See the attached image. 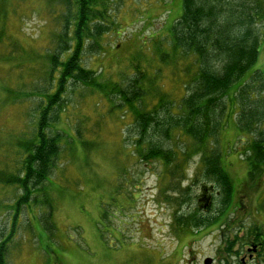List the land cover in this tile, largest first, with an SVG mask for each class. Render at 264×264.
<instances>
[{
  "label": "rangeland",
  "instance_id": "374dc122",
  "mask_svg": "<svg viewBox=\"0 0 264 264\" xmlns=\"http://www.w3.org/2000/svg\"><path fill=\"white\" fill-rule=\"evenodd\" d=\"M49 1L0 0V14L8 13L6 36H13L14 47L16 38L26 50L12 53L15 49L7 41L0 46V238L12 235L8 264H204L206 258H213L216 264H238L252 240L264 241V167L259 176L249 179V141L239 137L235 123L229 120L218 138L233 188L232 200L224 209L223 193L205 178L200 157L191 155L187 161L183 155L189 141L164 147L169 165L147 162L136 151L142 138L131 110L120 100L112 108L101 92L83 85L72 86L64 97L67 109L57 129L67 136L60 138V156L50 181L38 187L41 196L33 193L35 197L31 195L22 204L16 217L12 205L25 193L17 184H4L3 180L23 165L19 141L30 134V120L38 116L31 109V102L37 99L20 101L17 90L31 92L46 70L38 56L58 30ZM134 3L120 8L121 26L115 32L120 35L131 22H139L121 37L113 32L106 35V51L86 59V66L97 72L102 83L126 78L133 73L131 65L139 61L149 68L144 84L152 81L156 68H162L158 50L153 46L151 50L150 45L181 15L182 0ZM128 6L135 11L129 14ZM145 48L150 51L143 55ZM261 50L254 69L264 71V35ZM190 63L191 58L180 59L161 69L162 96L179 101L186 95ZM8 90L14 93L7 94ZM158 98L146 97V102L157 105ZM240 108L241 102L233 111L236 118ZM148 130L141 147L146 151L151 145L147 142L153 139L152 128ZM158 141L157 136L155 143ZM181 166L187 171H180ZM162 176H166L163 181ZM29 187H34L33 182ZM49 201L52 208L45 205ZM221 212L215 224L201 231L175 221V217L193 213L214 221Z\"/></svg>",
  "mask_w": 264,
  "mask_h": 264
},
{
  "label": "trees",
  "instance_id": "16d2710c",
  "mask_svg": "<svg viewBox=\"0 0 264 264\" xmlns=\"http://www.w3.org/2000/svg\"><path fill=\"white\" fill-rule=\"evenodd\" d=\"M49 3L55 13L58 30L53 33L49 46L38 56L40 62L45 63L46 70L31 92L17 90L20 101L23 98V102L33 97L37 99L31 102V109L38 116L30 120V134L24 135L19 141L25 157L23 165H18L9 175H4L7 177L3 180L4 184H17L25 193L19 195L12 205L16 217L22 204L33 193H36L37 198L41 196L43 192L38 191V187L50 181L57 166L60 138L67 136L57 129V123L67 109L64 97L69 96L68 91L76 85L101 92L112 108H116V101H121L123 107L127 106L131 110L134 125L142 138L137 141L136 151L147 162L157 160L169 165V153L164 147L174 141H189L183 155L187 161L191 155L194 159L200 157L205 178L217 184L223 193L224 209L232 200L233 188L223 165L218 138L223 129L228 127L229 120L237 126L239 137H247L249 141V179L253 180L261 174L264 167V71L255 70L254 67L262 51L264 0H182L181 15L166 34L157 35L150 45L151 50L153 47L158 50L162 68L173 66L180 59H192L188 67L190 79L184 84L186 95L179 101H170L166 95L162 96L164 87L160 85L159 78L162 68H156L158 72L151 78L152 81L144 84L149 68L141 66L139 61L131 63L134 74L127 75L128 78L102 83L97 72L86 66L88 57L106 51L107 45L103 43V38L112 32L117 34L115 31L121 26L118 21L120 8L126 3L135 4L134 0H50ZM126 11L130 14L135 9L131 12L128 6ZM5 12L0 14V46H4L7 41L10 42V48L15 49L12 53H26L18 39L14 38V47L13 36H6L8 13ZM136 23L131 22L117 36L121 37ZM145 50L141 51L143 55L150 51ZM256 85L260 89L257 90ZM232 91L233 97H230ZM8 93L14 92L8 90ZM146 97H159V102L149 106ZM240 102L242 108L236 118L237 113L233 114V111ZM149 127L152 128L153 134L150 135L153 139L147 142L151 145L146 151L141 147L146 143ZM77 131L81 136V131ZM157 136L159 141L156 144ZM81 144L87 145L86 142ZM183 166L179 169L186 172ZM165 178L162 176L161 180ZM31 182L33 188L29 187ZM40 202L38 200L36 205ZM45 205L53 207L50 201ZM221 215L222 212L213 221L205 219L200 213H193L187 217H175V221L181 227L190 225L193 230L201 231L215 224ZM15 227L16 223L13 222L12 231ZM11 237L0 238V264H8L6 255Z\"/></svg>",
  "mask_w": 264,
  "mask_h": 264
},
{
  "label": "flooded vegetation",
  "instance_id": "af4514ba",
  "mask_svg": "<svg viewBox=\"0 0 264 264\" xmlns=\"http://www.w3.org/2000/svg\"><path fill=\"white\" fill-rule=\"evenodd\" d=\"M264 241H256L252 240L249 245L247 246V254H245L243 257H241L236 262L238 264H264ZM210 259L212 260L211 264H216V261L214 262L213 258H206L204 261V264H206V260Z\"/></svg>",
  "mask_w": 264,
  "mask_h": 264
},
{
  "label": "water",
  "instance_id": "95a60500",
  "mask_svg": "<svg viewBox=\"0 0 264 264\" xmlns=\"http://www.w3.org/2000/svg\"><path fill=\"white\" fill-rule=\"evenodd\" d=\"M211 263H212V260H210V259L206 260V264H211Z\"/></svg>",
  "mask_w": 264,
  "mask_h": 264
}]
</instances>
